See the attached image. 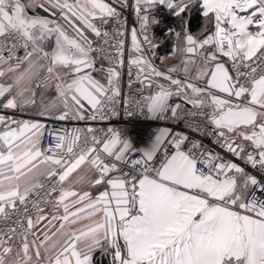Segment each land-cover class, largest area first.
<instances>
[{"label": "snow or ice", "instance_id": "snow-or-ice-1", "mask_svg": "<svg viewBox=\"0 0 264 264\" xmlns=\"http://www.w3.org/2000/svg\"><path fill=\"white\" fill-rule=\"evenodd\" d=\"M161 5L183 59L157 68L142 46L155 35L131 29L128 87H168L124 99L126 123L183 121L244 166L170 126L140 144L128 128H73L44 147L36 117L121 115L126 21L106 0H0V264H264V0H135L141 31Z\"/></svg>", "mask_w": 264, "mask_h": 264}, {"label": "built area", "instance_id": "built-area-1", "mask_svg": "<svg viewBox=\"0 0 264 264\" xmlns=\"http://www.w3.org/2000/svg\"><path fill=\"white\" fill-rule=\"evenodd\" d=\"M106 2H109L116 6L118 10L121 11L122 17L121 19L126 21L124 24V32L125 35L121 37V39H124L125 41V47H124V65L119 69L121 71V93L123 99H121V103L117 105L118 110H120L121 115L119 117H112L111 119L106 120H88V121H76V120H65V121H59L48 117H36L39 121H42L45 126V134L43 139V146L44 147H54L53 137L49 135L50 133H59L63 134L65 130H71L73 128H86V127H92L94 129H107L109 127L117 128V129H123L128 128L131 131V134L133 138H137V133L141 132L143 135L139 138H137V143L140 144L141 141H147L148 135L159 127H167L170 126L174 131H182L185 134L189 135L190 138L199 139L202 141L204 148L210 149L213 152L220 153V155L225 156L228 159H232L234 162H237L243 165L242 161L237 160L235 157H232L230 154L226 153L224 149L219 147L216 143L213 142L214 137L210 135H202L200 133L191 131L186 124L181 121L179 123H176L174 121H148L145 120L143 117H140L138 120L133 121L132 123H126L124 114H123V107H124V99H130L134 104L136 102H143V98L147 97L149 95H152L156 92V83H159L161 79L153 78V86L151 88H148L144 86L143 88L136 84L132 88L128 87V80H129V60L131 58H134L136 53L132 52V42H131V29L135 28L137 30L138 38L142 40V37L144 35H149L147 32L141 31L140 28V20L137 18L135 13V0H106ZM107 29L111 32L113 30V24L109 23L107 26ZM165 33V32H164ZM171 39V46L167 49L160 50L159 47L154 50H147L146 45H142L146 51L144 53V56L157 68L159 69H167L169 67H172L174 65L171 64V60L177 56L172 55V49L174 48L175 44L177 43L176 38L174 36H170ZM154 51V55H152V52ZM168 57L164 61V63H161V58ZM132 71V79H135V73L137 71L136 66L131 67ZM175 78H181L183 79L184 74L182 72L173 73L172 74ZM169 103L172 105H175L177 103L181 104L184 109H192V105L188 104L184 101L182 97H178L173 95L169 99ZM32 117L30 114H24V118ZM202 123V122H201ZM100 132H97V135H100ZM248 170H251L250 168Z\"/></svg>", "mask_w": 264, "mask_h": 264}, {"label": "trees", "instance_id": "trees-1", "mask_svg": "<svg viewBox=\"0 0 264 264\" xmlns=\"http://www.w3.org/2000/svg\"><path fill=\"white\" fill-rule=\"evenodd\" d=\"M154 16L160 20V24L156 25H149V34L155 35V43L159 44V49L164 50L171 46V39L170 36H167L164 32L165 29L168 27H174L176 25V18L170 13V11L166 8V6H157L156 9L153 10ZM204 23V18L201 14H193L191 20V31L195 34L199 32L201 25ZM211 25L209 28L211 30Z\"/></svg>", "mask_w": 264, "mask_h": 264}, {"label": "crops", "instance_id": "crops-1", "mask_svg": "<svg viewBox=\"0 0 264 264\" xmlns=\"http://www.w3.org/2000/svg\"><path fill=\"white\" fill-rule=\"evenodd\" d=\"M25 2H27V0H25ZM33 12H38L39 14L41 15H46V13H43L41 10L39 9H29V14H33ZM250 30H255L254 29V26H251L250 27ZM147 33L149 34V31H147ZM150 35V34H149ZM183 59V55L178 53L177 56L175 58H173L171 60V64L172 65H180L181 63V60ZM198 59V58H197ZM107 67V64L105 65ZM182 72V71H181ZM183 73V72H182ZM193 74H194V70H193ZM159 83H163L166 87H168V83L164 80H160ZM156 91H157V88H156ZM27 114H30L32 115V113H27ZM29 118H32V117H29ZM41 123H43L42 121H40ZM95 259L99 262L101 260L100 256H99V253H97V256L95 257ZM103 264H107V260H104L103 261Z\"/></svg>", "mask_w": 264, "mask_h": 264}]
</instances>
